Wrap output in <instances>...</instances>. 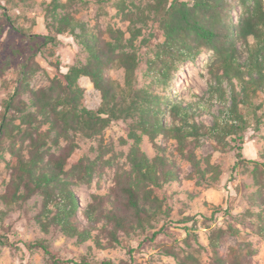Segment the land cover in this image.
I'll use <instances>...</instances> for the list:
<instances>
[{"label":"rangeland","instance_id":"rangeland-1","mask_svg":"<svg viewBox=\"0 0 264 264\" xmlns=\"http://www.w3.org/2000/svg\"><path fill=\"white\" fill-rule=\"evenodd\" d=\"M54 1L0 0V113L3 100L19 85L23 65L34 62L38 65L32 81V88L38 90L49 86L59 73L86 65L93 37L108 39L111 30H120L126 33L125 40H129L132 37L130 28L140 29L141 36L132 48H127L129 52L135 51L140 59L133 88L146 90L157 97L165 108L163 121L169 130L160 134L155 142L144 134L141 147L150 160L158 156L169 158L177 169L179 180L154 189L155 196L162 200L163 210H168L170 217L164 214L151 221L145 232L122 236L121 245L100 248L94 239L98 237L105 246L108 240L97 230L101 225L91 226L84 212L95 203L94 197L112 196L119 192L120 183L130 177L136 180L129 154L134 143L130 135L138 119L113 122L93 138L71 130L67 135H61L50 125L43 126L40 137L47 143L42 149L45 164L51 159L62 158L66 150L73 149L65 167L67 174L61 176V183L50 187L49 195L38 192L27 201L10 204L6 194L13 175L9 166L12 155L6 151L5 160L0 165V237L7 245L0 248V264H48L42 251H30L25 246L40 240L46 241L57 257L64 260L85 257L91 262L112 260L117 264H181L187 252L192 251L200 264H211V233L217 230L227 232L230 227L239 230L240 234H227L220 244V255L226 257L235 248L244 254L245 264H264V230L257 217L259 213L264 217V90L255 91L250 84L233 79L231 82L224 80L223 90L214 93L212 88L217 87L214 52L202 49L195 60L183 62L178 52L166 48L165 31L158 20H150L147 24L136 20L133 26L125 18L129 12L148 13L153 0H110L104 4L59 0L68 7L58 10V14L71 15L78 26L58 36L53 44L48 43L50 32L47 25L52 21L49 11L54 8ZM168 1L170 6L174 0ZM178 1L193 5L196 0ZM123 2L126 5L124 12L119 7ZM245 12L240 0H223L221 15L229 28L238 27ZM236 44L247 83L251 75L258 77L257 73L251 74L247 66L250 53L259 44L253 37L248 42L236 40ZM171 61L169 80H165L163 71L166 63ZM107 75L124 85L125 71L119 66H111ZM4 82L9 85L3 87ZM80 84L85 89L86 107L98 110L102 104L100 91L90 78L83 77ZM235 94L247 123L238 133L214 136L210 130L217 120L220 123L226 120ZM172 103L188 108L191 123L195 122L201 128L202 136L198 142L188 147L194 150L200 161L204 178L179 153V144L170 131L176 124L170 112ZM137 133L141 134V131ZM28 145L26 142L22 150L25 161L30 159ZM9 146L8 142L6 147ZM17 148L22 145L18 144ZM240 148H243L248 162L235 170ZM63 181L75 194L76 218L81 229L91 227L93 239L80 242L68 237L53 220L67 204L60 190ZM188 218L197 222H186ZM155 233L158 234L153 238ZM131 249L133 255L129 254Z\"/></svg>","mask_w":264,"mask_h":264},{"label":"trees","instance_id":"trees-1","mask_svg":"<svg viewBox=\"0 0 264 264\" xmlns=\"http://www.w3.org/2000/svg\"><path fill=\"white\" fill-rule=\"evenodd\" d=\"M58 1H54V8L49 11V18L52 21L47 25L50 32L47 42L52 44L58 36L65 35L78 26L71 15L58 14V10H65L68 7L66 3ZM80 1L97 4L110 2V0ZM153 1L154 3L147 9L148 13L129 12L125 18L133 26L136 20L144 24L150 20H158L165 31L166 48L169 51L178 52L183 62L195 60L202 49L214 52L216 68L214 76L217 82V87L212 88L214 93L223 90L224 80L231 82L233 79L250 84L255 91L264 90V0H240L246 14L234 30L229 28L222 19L223 0H196L193 5L174 0L170 6L168 0ZM119 7L123 12L126 9L124 2ZM130 32L132 37L129 40H125L126 33L120 30H111L108 39L93 37L89 43L90 59L86 65L72 67L67 73H59V77L52 79L49 86L38 90L32 88L33 78L39 69L38 65L35 62L23 65L19 75V85L3 100V111L0 113V165L5 160L7 150L12 155L9 166L13 169V175L9 192L6 194V200L10 204L27 201L38 192L49 195L50 187L61 183V176L67 174L65 167L73 149L66 150L62 158L51 159L48 164H45V153L42 149L47 143L40 137L43 126L50 125L52 130L60 132L61 135H67L71 130L93 138L101 134L113 122L137 117L138 123L130 135L134 143L129 154L132 173L136 175V180L130 177L129 180L120 183L119 192L113 193L112 196L94 197L95 203L84 212L91 226L101 225L97 230L108 240V245L105 246L96 237L94 241L100 248L121 245L122 236L130 237L138 231L145 232L151 221L157 220L164 214L170 217V212L163 210L162 200L155 196L154 189L162 188L164 183L179 180L177 169L169 158L158 156L150 160L141 147L144 134L155 142L160 134L169 130L163 121L165 108L159 104L157 97L146 90L137 91L133 88L140 59L135 51L129 52L127 48L134 46L133 43L141 36V31L130 28ZM252 37L259 46L250 53L247 69L251 74L257 73L258 77L251 75V79L246 83L236 40L248 42ZM113 65L125 71L124 85L108 77L107 70ZM171 65L172 61L165 65L163 71L165 80H169ZM83 77L90 78L94 87L102 95V104L98 110H90L84 103L85 89L80 84ZM8 85V82L3 83V87ZM170 112L176 122L170 131L173 132V137L179 144V153L189 160L203 177L200 161L194 150L188 147L198 142L202 136L201 128L195 122L191 123L189 109L182 104L172 103ZM227 114L224 122L220 123L217 120L210 130L214 136L238 133L246 125V118L241 112L237 94ZM18 121L20 124H17ZM137 131H141V134ZM241 141H244L243 137ZM8 142L10 146L7 148ZM26 142H29L30 159L28 161H25L22 154ZM18 144H21L22 148H17ZM241 144L244 145V143ZM238 151L235 170L248 162L244 158L243 148ZM62 183L64 184L60 190L67 204L59 210L53 220L68 237L77 238L80 242L93 239V229L91 227L81 229L77 221L78 205L75 194L66 182ZM215 209L217 211V208ZM257 217L261 222V229L264 230L263 215L259 213ZM193 220L195 219L188 218L186 222ZM43 226L46 227L44 223ZM228 233L234 236L240 234L239 230L233 227H230L227 232L217 230L211 233L210 244L213 250L211 264H245V256L238 249L232 248L226 257L220 255V244ZM157 234L155 233L153 238ZM6 245L7 242L0 237V248ZM25 246L30 251H42L48 258V264H117L112 260L91 262L85 257L80 260L60 259L44 240L27 243ZM133 253L134 250L131 249L129 254L133 255ZM181 264L200 263L195 253L188 251Z\"/></svg>","mask_w":264,"mask_h":264}]
</instances>
